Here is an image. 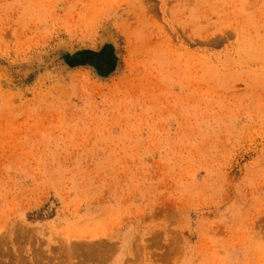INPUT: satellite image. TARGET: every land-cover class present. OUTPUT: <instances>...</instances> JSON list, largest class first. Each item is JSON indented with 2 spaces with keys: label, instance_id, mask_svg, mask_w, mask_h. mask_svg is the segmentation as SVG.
I'll list each match as a JSON object with an SVG mask.
<instances>
[{
  "label": "rangeland",
  "instance_id": "obj_1",
  "mask_svg": "<svg viewBox=\"0 0 264 264\" xmlns=\"http://www.w3.org/2000/svg\"><path fill=\"white\" fill-rule=\"evenodd\" d=\"M0 264H264V0H0Z\"/></svg>",
  "mask_w": 264,
  "mask_h": 264
},
{
  "label": "water",
  "instance_id": "obj_2",
  "mask_svg": "<svg viewBox=\"0 0 264 264\" xmlns=\"http://www.w3.org/2000/svg\"><path fill=\"white\" fill-rule=\"evenodd\" d=\"M106 51H107V50H106ZM88 53H89V54H94V55H99V54H97L96 52H91V51H89ZM103 53H105V52H103ZM101 54H102V53H101ZM110 54H111V52H110ZM103 55H105V54H103ZM112 55H113V54H112ZM104 59H105V61H106L107 63H110L109 66H108V70H110L112 64H111V62H110L109 51H108V56L104 57ZM79 61H81V60H79ZM91 64H92L93 66H95L96 68H97V67H98V68L100 67L99 62H97L96 59H95V61L91 62ZM113 65H114V64H113Z\"/></svg>",
  "mask_w": 264,
  "mask_h": 264
},
{
  "label": "bare ground",
  "instance_id": "obj_3",
  "mask_svg": "<svg viewBox=\"0 0 264 264\" xmlns=\"http://www.w3.org/2000/svg\"><path fill=\"white\" fill-rule=\"evenodd\" d=\"M96 242V241H95ZM95 247V246H94Z\"/></svg>",
  "mask_w": 264,
  "mask_h": 264
}]
</instances>
